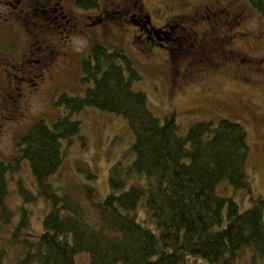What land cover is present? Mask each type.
Returning a JSON list of instances; mask_svg holds the SVG:
<instances>
[{
    "label": "trees",
    "instance_id": "trees-1",
    "mask_svg": "<svg viewBox=\"0 0 264 264\" xmlns=\"http://www.w3.org/2000/svg\"><path fill=\"white\" fill-rule=\"evenodd\" d=\"M249 2L264 18V0ZM99 3L76 0L92 10ZM80 65L83 81L92 83L85 92H62L56 101L62 114L53 124L33 125L16 142L12 161L0 153V231L14 216L7 203L9 173L25 160L38 194L53 202L38 240L22 235L28 225L25 212L8 236L0 234V264H77L81 252L89 253L87 264H264V198L252 194L245 128L221 118L194 122L183 133L175 112L162 119L150 109L146 93L134 86L141 78L135 62L121 47L96 41ZM87 107L125 117L134 134L135 158L111 170V190L102 201L87 184L78 185L79 195L69 189L60 195L52 182L66 148L77 138L86 140L75 115ZM133 175L137 182L124 189ZM142 176L144 183L138 182ZM224 183L234 191L248 190L252 206L240 211L229 188L221 189ZM144 199L159 234L137 219Z\"/></svg>",
    "mask_w": 264,
    "mask_h": 264
},
{
    "label": "rangeland",
    "instance_id": "rangeland-1",
    "mask_svg": "<svg viewBox=\"0 0 264 264\" xmlns=\"http://www.w3.org/2000/svg\"><path fill=\"white\" fill-rule=\"evenodd\" d=\"M99 1L103 3L105 0ZM211 1L188 0L187 3L191 4L188 6L187 3L184 5L180 1L173 0H141L146 14H140L135 5L124 8L116 5L114 10L106 7L111 19L100 22L93 30L86 26V23L90 22L88 18L90 14L97 13L85 14L92 10L87 8H79L85 18L80 22L77 21V24L71 28L60 18L61 15L50 17L44 13L43 16L46 18L43 21L45 24L43 29H33L32 20L30 22L21 20L19 30L4 28L0 32V52L7 54L4 57V66L13 68L16 81L9 86L8 78L0 73V153L3 159L9 162L15 158L16 142L22 139L33 125L40 121L53 124L57 120L63 112V109L56 104L62 92L81 95L92 84L83 81L80 61L88 55L91 45L98 41L121 47L131 55L141 75L134 86L146 93L148 106L162 119L175 112L183 133H186L192 123L202 120H214L217 123L219 119L226 118L240 123L247 132L249 144L247 172L252 181V194L253 197L264 198L263 16L250 5L249 0H219L222 7L225 3H230L228 10L231 13L230 25L225 33H230L231 38L229 37L225 44L216 47L212 43L204 47L190 38L188 42L191 55L178 57L176 55V61L173 58L184 42L179 33L180 22L171 24L172 29H166L158 34L152 29V25L160 26L164 22V18L169 15L170 7L174 9L173 13H180L183 9L208 4ZM17 6L2 0L0 23L3 16L16 26L15 18L18 13H22L24 4ZM119 14L121 17L117 19L116 16ZM146 15L151 17V23L147 26L146 18L143 17ZM131 16L135 23L138 22L140 26L145 27L151 38L161 37L167 40L165 44L172 48V61L176 62L180 71H184L188 65L200 66L202 60L208 65L219 64L217 72L211 74L209 79L211 85L198 84L199 86H193L187 94L171 90V72L174 73L175 67L172 68L169 64L167 52L156 48L154 54L146 57L141 46L131 41L134 32L138 35V25L133 26L131 23L123 22L124 18ZM197 18L196 21L190 22H186L188 19L183 20L184 23L181 24L196 25L194 27L197 29L208 25V18ZM210 25H214L213 17ZM93 31H97V35H94ZM185 48L187 49L186 46ZM64 56L67 59V56L70 57L69 63ZM9 57L12 59L9 60ZM1 63L3 61L0 59ZM42 70L44 74L36 77ZM24 80L43 82L39 89L29 91L25 89L27 84H24ZM18 82L24 86L28 98V102H23V106L18 107L19 114L15 113L14 104L7 97L10 94H17L18 89L15 88ZM20 101L22 100L18 102ZM7 116L10 118H6ZM75 118L81 120L79 133L86 140L77 138L66 148L61 167L53 175L52 182L60 195L68 189L74 195H79L82 192L79 191L78 185L87 184L94 188L96 199L102 201L111 190V170L120 161L126 166L135 158L132 150L134 134L125 117L96 107L85 108L77 113ZM65 145L64 142V148ZM89 173L93 175L90 177ZM135 182L137 176L133 175L126 180L124 189H129ZM138 182L144 183L146 178L142 176ZM8 184L10 194L7 203L12 208L14 216L12 222L0 231V234L8 236L9 229H13L18 224L25 212L28 225L22 235L38 240L44 230V217L52 210L53 202L38 194V182L28 160L23 162L20 170L9 173ZM223 186L229 188L240 211L252 206V195L248 190L234 191L228 183H224L221 189ZM22 188L36 198L31 200L26 198L22 194ZM144 202L145 199L135 211L137 219L159 234L160 230L150 218ZM227 211L228 205L223 210L224 224L227 222ZM89 260L88 252H81L76 256L77 264H87ZM238 264H245V261Z\"/></svg>",
    "mask_w": 264,
    "mask_h": 264
},
{
    "label": "flooded vegetation",
    "instance_id": "flooded-vegetation-1",
    "mask_svg": "<svg viewBox=\"0 0 264 264\" xmlns=\"http://www.w3.org/2000/svg\"><path fill=\"white\" fill-rule=\"evenodd\" d=\"M2 0H0L1 2ZM173 1H180L184 5L188 2V0H173ZM8 3H11L12 5H15V7H19V4H24L23 9L21 10L22 13H18L19 15L15 18V21L17 22V25L15 26L14 23L12 24L10 21H8L7 17L2 16V22L0 23V32L3 31L4 28L6 29H14L19 30L21 25V20L30 22L32 20L33 29H43L44 23L46 17L43 16V13L47 16H56L61 15L60 18L65 21V24L68 27H72L77 24V21H82L85 17H83V11H81L79 7L76 4V0H7ZM16 3V4H15ZM134 3V4H133ZM129 5H135L138 8V11L140 14H146L145 9L143 7V3L141 0H105L103 3H99V6L85 14H89L90 12H95L97 14H93L88 17L90 22L86 23V26L95 29L97 26H99V23L102 21H107L110 18L108 9L114 10L116 5L122 6L121 8H124L125 6ZM188 6H190V3H187ZM222 3L219 0H212L208 4H199L192 6L190 9H183L180 13H173V8L170 7L169 9V15L164 18V22L160 26L152 25L153 31L158 34L160 32H163L166 29H172L171 24L180 22L179 27V33L181 34L180 37L183 42V46L178 50V53L175 54V57L173 58L174 61L178 56H184V55H191L190 54V45H189V39L192 38L195 42L199 43L200 45L206 47L210 43L214 45V47L223 45L226 43L228 38H231V34L227 32L225 33V30H227L228 26L230 25V16L231 13L229 10L230 3L227 2L224 4V7H222ZM168 7V5H167ZM188 10V11H187ZM60 11V12H59ZM102 12V14H101ZM167 13V12H166ZM101 14V15H100ZM211 14L213 16H211ZM146 18L145 25L151 23V17L150 15L143 16ZM197 17H205L209 19L208 25H205L206 27L202 29H197L196 25H182L181 23H184L183 20H187L186 22L190 21H196L198 19ZM214 19V25L211 24V19ZM55 18V17H54ZM92 18V19H91ZM49 19V17H48ZM126 22L131 23L133 26L138 25V35L134 32L133 36L131 37V41L138 45L143 51L146 53V57H149L150 54H154L155 49H162L165 50L169 57V64L172 65L171 67H175L173 70L174 73L171 72L172 76V84H171V90H178L181 94H187L190 92L191 88L193 86H199L198 84H203L202 86H209L211 85V81H209L211 74L217 72L219 68V64H213L208 65L206 62H202L199 64L200 66L195 65H188L184 71H180L179 67L177 66L176 62L172 61V48L167 46L165 41L166 39H162L161 37H157V39L151 38L147 33L148 31L145 30V27H142L138 24V22L135 23V20L132 18H124ZM19 20V21H18ZM85 21V20H84ZM52 22V21H50ZM70 22H74V24H70ZM232 23V22H231ZM140 26V27H139ZM76 27V26H75ZM105 27V26H104ZM106 27V32H107ZM30 33V30H29ZM94 35H97V31H93ZM1 36V34H0ZM29 46V45H28ZM187 47V49L185 48ZM177 55V57H176ZM7 54H4L0 52V59L3 61V63L0 64V73L4 74L8 78V84L14 83L16 81V74L13 71V68L11 69L4 66V57H6ZM68 59L70 58L67 56ZM12 59L9 57V60ZM64 59L68 60L65 56ZM8 60V58H7ZM8 60V61H9ZM70 61L68 60V63ZM11 66V62L8 63ZM211 64V63H210ZM14 72V73H13ZM44 74V70H42L36 77L42 76ZM37 80V79H36ZM42 80V79H41ZM43 82V81H42ZM41 82V83H42ZM204 82V83H203ZM41 83L32 82L24 80V84H27L26 90L32 91L39 89L41 87ZM16 88L18 89L17 94L15 95H8V100H10L15 107V113L19 114V108L23 106V102H28L27 94L24 92V86H21V84L16 83ZM201 86V87H202ZM15 89L13 91H15ZM21 91V92H20ZM12 93V92H11ZM29 95V94H28ZM22 100L18 102L19 100ZM16 102H18L16 104ZM6 118H10L7 116Z\"/></svg>",
    "mask_w": 264,
    "mask_h": 264
}]
</instances>
